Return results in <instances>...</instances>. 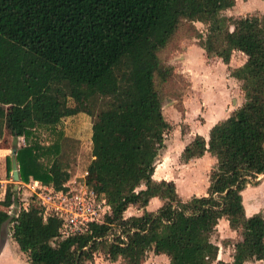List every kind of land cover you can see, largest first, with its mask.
I'll return each instance as SVG.
<instances>
[{"label":"trees","instance_id":"obj_1","mask_svg":"<svg viewBox=\"0 0 264 264\" xmlns=\"http://www.w3.org/2000/svg\"><path fill=\"white\" fill-rule=\"evenodd\" d=\"M234 6L235 0H0V141L10 131L21 182L64 189L71 179L68 139L46 145L38 131L86 114V181L111 207L102 223L65 235L60 217L45 214L34 198L18 209L15 185L0 184V237L12 225L28 264H88L100 253L112 263L143 264L154 253L168 264H213L222 218L241 239L232 260L219 264L264 261V215L248 216L243 196L264 176V15L222 14ZM185 22L207 26L196 35L207 57L227 65L236 51L247 57L231 71L245 90L242 105L181 153L184 163L207 152L216 158L207 194L187 201L174 181L154 178L171 127L164 89L177 76L161 54ZM153 198L162 201L154 212L147 210ZM131 207L142 214L126 218Z\"/></svg>","mask_w":264,"mask_h":264},{"label":"rangeland","instance_id":"obj_2","mask_svg":"<svg viewBox=\"0 0 264 264\" xmlns=\"http://www.w3.org/2000/svg\"><path fill=\"white\" fill-rule=\"evenodd\" d=\"M226 17H254L264 15V2L262 0H235V6L222 13ZM192 26L189 22L178 31L174 41L162 51L161 57L165 64L173 67L177 73L164 89L163 112L170 124L166 134L165 146L159 152L157 160V178L165 175L167 179L178 178L179 194L181 197L204 195L207 193L206 182L209 170L200 165L191 168L183 166L181 153L188 142L199 132H206V120L209 114L215 112V107L224 104L227 115L230 116L236 107L245 100V90L241 82L232 84L229 82V73L233 67L243 63V54L234 53L232 64L226 68L220 58H208L205 52L196 50L199 40L197 32L205 35L207 26L196 22ZM183 105V106H182ZM227 116V117H228ZM226 117V116H224ZM92 119L86 114H79L64 119L62 123L52 131L42 128L38 131V138L44 144H51L63 136L68 139L65 143L66 163H69L71 178L82 177L92 159ZM12 134L6 132L4 139L0 141V147L4 148L12 143ZM20 145L24 144L23 138L18 139ZM12 155V149L10 150ZM191 169L190 174L188 173ZM1 170V168H0ZM3 177V190L7 185L19 186L8 174ZM209 177V175H208ZM1 178V176H0ZM209 179V178H208ZM258 185H250L244 192L245 208L249 215L263 213L264 215V176H261ZM198 187L200 191L193 189ZM191 189V190H190ZM161 203V202H160ZM155 203L150 211L158 210L162 204ZM154 212V211H153ZM138 208L134 207L125 213V217L138 214ZM12 225H7L0 237V253L9 243L10 248L7 257L0 259V264H28L27 257L21 252L18 244L11 240ZM241 239L240 233L232 230L229 226L221 225L213 236V242L219 246V256L213 264L219 261L228 262L233 255L234 245ZM16 246H15V245ZM17 247V248H16ZM17 257V259L15 258ZM122 259L117 263L107 260L103 253L96 256L93 263L88 264H123ZM166 256L156 257L150 253L143 264H167ZM246 264H264V261H251Z\"/></svg>","mask_w":264,"mask_h":264},{"label":"built area","instance_id":"obj_3","mask_svg":"<svg viewBox=\"0 0 264 264\" xmlns=\"http://www.w3.org/2000/svg\"><path fill=\"white\" fill-rule=\"evenodd\" d=\"M88 172L78 178H71L63 190H54L39 181L22 183L18 189L20 206L27 208L34 198L45 210L63 220V233L72 235L84 232L91 222L102 223L111 212L110 205L101 199L86 181Z\"/></svg>","mask_w":264,"mask_h":264},{"label":"crops","instance_id":"obj_4","mask_svg":"<svg viewBox=\"0 0 264 264\" xmlns=\"http://www.w3.org/2000/svg\"><path fill=\"white\" fill-rule=\"evenodd\" d=\"M197 49L196 50H199L200 52L202 51V52H205V50L203 49V48H201L199 45H197V47H196ZM234 53H239V54H243V53H241V52H238V51H236V52H234ZM205 54H206V52H205ZM234 55V54H233ZM207 56V55H206ZM209 58V57H208ZM222 60V59H221ZM242 60H243V63L241 64V65H239V66H236V67H231V66H233V64H232V59H231V62H230V64L229 65H227V64H225L224 62H223V60H222V62H223V64H224V66L226 67V68H232V69H229V71L230 70H233V69H235V68H238V67H240V66H242L245 62H246V60H247V57H246V55L245 54H243V57H242ZM229 78H230V80H229V82L230 83H232V84H235L236 82H240L238 79H236V78H234L232 75H231V72L229 73ZM242 105V103L239 105V107ZM183 106V105H182ZM238 107H236L235 108V110L237 109ZM234 110V111H235ZM233 111V112H234ZM228 113H226V109H225V107H224V104H222L221 106H219V107H215V112H213V113H211V114H209L208 116H210L207 120H206V125H207V127H206V132H204V133H201V132H199L198 134L199 135H202V136H204L206 139H208L209 138V134H210V131H211V129H212V127L214 126V125H216L218 122H220L221 120H224V119H226V118H228L229 116L227 115ZM224 116H226V117H224ZM228 116V117H227ZM198 134H196V135H198ZM195 135V136H196ZM24 140V139H23ZM193 140V138L190 140V141H192ZM189 141V142H190ZM188 142V143H189ZM12 149V144L11 145H9V146H6V147H4V148H1L0 147V168H1V170H0V176H1V178H0V184L2 185V188H3V182H5V181H7V179L6 178H4L3 177V174L5 173V176L8 174L7 173V158L10 156V150ZM13 150V149H12ZM215 163H216V158L215 157H213L210 153H206L202 158H197V159H193V160H191V161H189V162H187V163H184L183 162V166H185L186 168H191L192 169V167L194 166V165H197V166H201L202 168H207L208 170H209V172H208V175L210 174V171H211V169H212V167L215 165ZM191 169H189V171H188V173L190 174V170ZM208 175H207V182H206V188L208 189V187H209V177H208ZM13 177V176H12ZM154 178L156 179V180H168V181H174L175 183H176V186H177V189H178V192H179V182H178V178H176V177H172L171 179H167L166 177H165V175H161V178H157V169H156V172H155V175H154ZM17 184V183H16ZM20 185H22V182L20 183ZM20 185L18 186V189H19V187H20ZM193 189L194 190H196V191H200V188H198V187H196V188H194L193 187ZM191 190V189H190ZM246 191V190H245ZM244 191V192H245ZM207 194V193H206ZM206 194H204V195H201V196H205ZM195 196H200V195H195ZM243 196H244V203H246V198H245V195H244V193H243ZM193 196H191V197H188V195H186V196H183V197H181L184 201H187V200H189V199H191ZM161 202V203H160ZM155 203H160V204H162V201L159 199V198H153L151 201H150V203H149V205H148V207H147V210L148 211H150V208L151 207H153V205L155 204ZM162 206V205H161ZM160 206V207H161ZM132 208H134V207H131V208H129V210L130 209H132ZM128 210V211H129ZM153 211H157V210H154V209H152ZM138 211H139V213L138 214H132V215H130V216H139V215H141L142 214V210H139L138 209ZM247 215L248 216H251V215H249L248 213H247ZM226 225V226H229V222H228V220L226 219V218H222L220 221H219V224H218V227H220L221 225ZM217 227V228H218ZM230 227V226H229ZM237 232V231H236ZM10 237H11V240H13V237H12V234L10 235ZM15 245V244H14ZM16 246V245H15ZM19 246V245H18ZM10 248V244L8 243L4 248H3V251L0 253V259H2V258H4L5 256L7 257V252H8V249ZM17 248V247H16ZM22 252V251H21ZM23 253V252H22ZM25 255V254H24ZM153 255H154V253H153ZM26 256V255H25ZM155 256L158 258V257H164V256H166V255H156L155 254ZM167 257V256H166ZM16 259H17V257H15ZM121 260V259H120ZM119 260V261H120ZM167 260H168V263H169V259H168V257H167ZM232 260V258L229 260V261H231ZM228 261V262H229ZM118 262V261H117ZM117 262H113V263H117ZM167 263V264H168ZM124 264V263H123Z\"/></svg>","mask_w":264,"mask_h":264},{"label":"water","instance_id":"obj_5","mask_svg":"<svg viewBox=\"0 0 264 264\" xmlns=\"http://www.w3.org/2000/svg\"><path fill=\"white\" fill-rule=\"evenodd\" d=\"M17 148H13L12 150V167H13V172H12V176H13V180L18 183L20 181V173H19V168H18V162H17ZM15 190L18 191V186H15ZM16 196V200L18 199L19 195L18 193L15 194Z\"/></svg>","mask_w":264,"mask_h":264}]
</instances>
